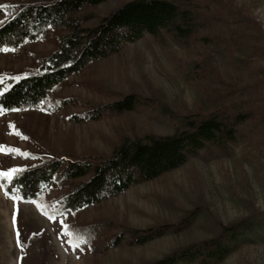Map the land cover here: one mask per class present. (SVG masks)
Masks as SVG:
<instances>
[{
    "label": "rangeland",
    "instance_id": "1",
    "mask_svg": "<svg viewBox=\"0 0 264 264\" xmlns=\"http://www.w3.org/2000/svg\"><path fill=\"white\" fill-rule=\"evenodd\" d=\"M31 1L0 0V24L13 4ZM126 1L87 8L83 14L91 17L84 24L95 26ZM181 1L194 8L200 25L189 39L166 33L128 39L68 75L41 108L0 112V172L17 170L0 176V264H142L218 237L242 220L253 228L219 264H264V0ZM61 34L48 28L35 41L0 51V82L35 73ZM131 93L140 101L134 110L82 118L91 107ZM244 105H256L258 112L227 148L198 151L178 168L77 212L61 210L68 188L61 184L37 201L5 196L3 181L47 159L110 155L127 139L174 134L186 116ZM61 220L73 235H59ZM163 224L174 227L132 243L129 229ZM117 234L123 236L118 244ZM77 236L88 243L72 247Z\"/></svg>",
    "mask_w": 264,
    "mask_h": 264
},
{
    "label": "trees",
    "instance_id": "2",
    "mask_svg": "<svg viewBox=\"0 0 264 264\" xmlns=\"http://www.w3.org/2000/svg\"><path fill=\"white\" fill-rule=\"evenodd\" d=\"M106 1L34 0L11 6V15L0 24V51L35 41L48 28L62 30L63 34L58 38L56 49L41 59L35 73L0 82V112L41 108L68 75L79 73L110 51H118L128 39L144 33L162 39L166 33L182 41L195 35L200 26L194 8L181 0H128L100 18L95 26L85 25L91 17L83 14L85 10ZM254 90L250 96L253 103ZM139 103L135 94H127L104 106L91 107L82 118L97 119L107 112L134 110ZM257 112L256 105L248 108L244 105L227 106L225 110L217 109L203 116H186L172 135L127 139L110 155L89 153L50 158L18 171L9 182L3 181V186L9 195H16L23 201H37L47 188L65 185L68 188L60 198L61 210L77 212L134 184L153 180L178 168L198 151L227 148L236 141L240 127ZM252 225L242 220L227 227L218 237L142 264H219ZM171 227L174 226L163 224L128 232L132 243L144 244ZM90 229L93 231L96 227ZM121 237L114 236L115 243H120Z\"/></svg>",
    "mask_w": 264,
    "mask_h": 264
},
{
    "label": "snow or ice",
    "instance_id": "3",
    "mask_svg": "<svg viewBox=\"0 0 264 264\" xmlns=\"http://www.w3.org/2000/svg\"><path fill=\"white\" fill-rule=\"evenodd\" d=\"M17 170L16 169H13L11 170V172H0V176H10L12 175L13 173H15ZM5 196H8V192L6 191L5 192ZM12 199L15 200L16 197L13 195L12 196ZM18 211V209L16 210ZM16 211H14L13 213V226L15 227V217H16ZM50 220H54V216L53 217H49ZM62 227H64V231H62L61 233H59L60 236H71L73 235L72 232L68 231L66 226L64 225V222L63 220L60 221ZM37 233H34L33 235H36ZM16 237H17V245L19 246L20 245V232L17 230L16 231ZM69 243H72L71 241H69ZM88 243L87 240H85L83 237H80V236H77V239H76V242L75 243H72V247L74 248H78L81 244H86Z\"/></svg>",
    "mask_w": 264,
    "mask_h": 264
}]
</instances>
